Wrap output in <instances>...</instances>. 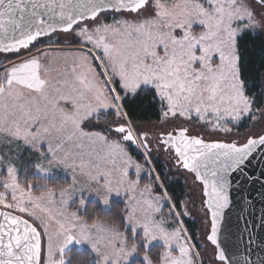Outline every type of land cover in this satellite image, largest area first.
Wrapping results in <instances>:
<instances>
[{"label": "snow or ice", "instance_id": "obj_1", "mask_svg": "<svg viewBox=\"0 0 264 264\" xmlns=\"http://www.w3.org/2000/svg\"><path fill=\"white\" fill-rule=\"evenodd\" d=\"M0 264H264V0H0Z\"/></svg>", "mask_w": 264, "mask_h": 264}, {"label": "trees", "instance_id": "obj_2", "mask_svg": "<svg viewBox=\"0 0 264 264\" xmlns=\"http://www.w3.org/2000/svg\"><path fill=\"white\" fill-rule=\"evenodd\" d=\"M252 42H249L251 45ZM259 42H257L258 44ZM254 50V49H253ZM135 116L141 120H152L155 121L157 119V115L154 109H147L143 106L137 107L135 110ZM158 168L164 166L163 163L158 160L157 161ZM172 183H170V190L173 191L176 195L180 196L188 191V189L184 186V180L182 177H173ZM189 226L192 227V225L189 223Z\"/></svg>", "mask_w": 264, "mask_h": 264}, {"label": "rangeland", "instance_id": "obj_3", "mask_svg": "<svg viewBox=\"0 0 264 264\" xmlns=\"http://www.w3.org/2000/svg\"><path fill=\"white\" fill-rule=\"evenodd\" d=\"M160 161L163 163L164 166H165L166 163H167V162L164 160L163 155H161ZM177 177H182L183 180H184V177H183V176H177Z\"/></svg>", "mask_w": 264, "mask_h": 264}, {"label": "water", "instance_id": "obj_4", "mask_svg": "<svg viewBox=\"0 0 264 264\" xmlns=\"http://www.w3.org/2000/svg\"><path fill=\"white\" fill-rule=\"evenodd\" d=\"M255 187H256V188H258V187H259V185H256ZM257 211H259V207L257 208Z\"/></svg>", "mask_w": 264, "mask_h": 264}]
</instances>
